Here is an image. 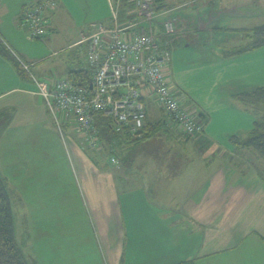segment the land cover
<instances>
[{"label": "crops", "instance_id": "0c3cea01", "mask_svg": "<svg viewBox=\"0 0 264 264\" xmlns=\"http://www.w3.org/2000/svg\"><path fill=\"white\" fill-rule=\"evenodd\" d=\"M38 1L20 0L11 13L8 5L2 7L7 24L17 33L6 34L10 44L2 38L12 52L13 46L22 52L19 19ZM54 1L56 8L46 13L51 31L61 27L65 8L64 1L58 0L61 8ZM80 1L90 12H95L98 1L103 14L90 18L88 26H79L78 36L68 42L60 43L55 33L43 38L47 56L64 57L60 67L51 65L59 67L58 74L51 75L40 65L37 75L28 76L32 84L25 83L0 56V96L6 94L0 98V115L12 101H27L39 113L36 119L55 132L34 80L52 82L56 78L48 80L51 77L67 78L89 69L85 56L92 24L111 26L115 12L119 24L140 22L134 0ZM153 9L156 33L162 34L165 21L175 24V32L166 39L170 60L164 70L173 79L175 97L204 125L203 137L184 136L176 125L168 124L137 146L125 145L123 160L112 163L102 147L90 150L73 130L64 129L68 153L95 219L96 230L88 233L95 252L91 264H264V173L259 172L261 162L254 151L233 142L244 139L253 127L254 116L237 95L264 86V67L253 63L256 53H249L264 45L226 55L251 43L250 30L264 26V0H153ZM3 22L0 17V26ZM24 32L28 36L27 29ZM139 91L146 122L163 119L149 86L139 81ZM68 255L78 263L79 253ZM55 259L54 264H70L65 258Z\"/></svg>", "mask_w": 264, "mask_h": 264}, {"label": "rangeland", "instance_id": "374dc122", "mask_svg": "<svg viewBox=\"0 0 264 264\" xmlns=\"http://www.w3.org/2000/svg\"><path fill=\"white\" fill-rule=\"evenodd\" d=\"M19 1L0 0V17L4 21L0 26V35L3 39L7 38L9 44L7 35L11 32L17 33L7 24L6 13L2 7L8 5L11 13L19 7ZM61 1H64L65 6L64 9L62 8V20H60L62 25L55 31L48 30L46 34L55 33L60 43L68 42L69 39L78 36L79 26L82 28L85 24L86 27L90 18H97L100 13L103 14L102 5L98 1L95 3V12H90L80 0ZM56 2L61 8L58 0ZM93 9L94 7L91 8ZM67 10L70 15L67 14ZM21 28L23 33L18 38V46L23 53L17 47L12 46L22 64L27 66L26 72L28 74L33 72L37 75L35 68L42 65L41 67L49 68L51 75L58 74L61 66L58 63L63 61L64 57L47 56L43 38L33 39L25 34V26ZM249 53H256L253 54L256 55L252 58L253 63L264 67V46L256 52ZM38 55L44 56V59L38 61L32 59ZM51 65H59V67L53 69ZM261 76L264 82V69L261 71ZM21 78L23 82L32 84L33 80L28 79V75ZM52 78L60 77L54 76L48 80ZM180 78L182 81L185 80L183 77ZM169 79L173 82V79L170 77ZM11 104L12 106L0 115V176L6 182L15 239L22 254L31 264H54L57 257L60 258L59 260L65 258L73 264V259L68 254L79 253L77 264H91L95 259V252L88 233L91 228L93 231L96 230V224L87 207L78 169L71 152L68 153V136L65 132L63 135L60 134L55 121V132L41 124L36 119L39 113L33 112L32 104L27 101H12ZM6 118L10 119L9 124ZM203 131L192 137L201 138ZM74 133L78 135L76 131ZM81 140L84 139L81 138ZM84 143L90 150L101 148L83 141ZM131 145L137 146L138 144L132 143ZM142 145L151 146L146 143ZM237 147L244 149V147ZM121 154L119 158L124 155ZM256 160L261 162V166L258 164L257 167L261 168L259 172L263 174L264 161L259 157Z\"/></svg>", "mask_w": 264, "mask_h": 264}, {"label": "built area", "instance_id": "2783aa9c", "mask_svg": "<svg viewBox=\"0 0 264 264\" xmlns=\"http://www.w3.org/2000/svg\"><path fill=\"white\" fill-rule=\"evenodd\" d=\"M139 24H119L117 13L112 25L92 24L85 56L90 79L78 84L71 78L35 81L38 94L61 130V120L70 122L84 142L96 146L97 134L91 125V113L110 117L118 134H136L144 126L146 112L139 81L151 89L156 103L168 122L192 137L204 126L175 97L164 67L170 60L166 39L175 32V24L162 23V34L154 31L153 0H134ZM54 0H39L29 5L20 18L27 34L42 39L48 31L46 13L54 9ZM26 69L27 66L24 65ZM115 163V159L111 158Z\"/></svg>", "mask_w": 264, "mask_h": 264}, {"label": "trees", "instance_id": "16d2710c", "mask_svg": "<svg viewBox=\"0 0 264 264\" xmlns=\"http://www.w3.org/2000/svg\"><path fill=\"white\" fill-rule=\"evenodd\" d=\"M20 20V19H19ZM251 31V43L246 46L238 47L226 52V55L238 54L243 51H248L253 48L261 47L264 45V26L256 27ZM0 56L7 60L11 66L15 69L20 77H25L29 74L26 72L24 65L20 58L12 52V50L4 44V41L0 35ZM69 74L68 78L73 79L80 84L81 82L89 81L90 71L89 69H83L79 72ZM72 76V77H71ZM30 77V76H29ZM246 110L249 111L254 117L253 127L248 132V135L240 140L233 138V142L236 145L244 148H249L264 161V86L244 92L237 95ZM46 104V103H45ZM47 107V105H46ZM50 113V112H49ZM164 115V114H163ZM165 117V116H164ZM53 118V117H52ZM54 120V119H53ZM60 134H64V129H71L75 131L74 126L67 120H61ZM168 122L166 117L158 121L157 123H147L146 117L143 128L136 134H118L114 131L110 117L100 112L91 113V125L96 131L97 143L96 146L102 147L111 158L115 159V163H118L119 155L122 148L125 145L131 143H137L141 140L150 138L165 128H168ZM91 145V144H90ZM89 148V147H88ZM90 149V148H89ZM92 150V149H91ZM123 160V158H122ZM264 181V176H263ZM264 243V236L262 237ZM0 264H28L25 257L22 254L21 248L15 239L13 219L11 214L9 197L6 190V182L0 176ZM192 264V263H189Z\"/></svg>", "mask_w": 264, "mask_h": 264}]
</instances>
